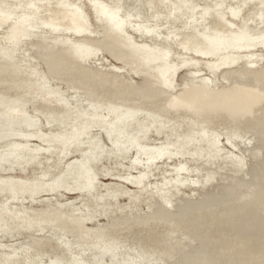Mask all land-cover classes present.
Returning <instances> with one entry per match:
<instances>
[{
    "label": "rangeland",
    "instance_id": "obj_1",
    "mask_svg": "<svg viewBox=\"0 0 264 264\" xmlns=\"http://www.w3.org/2000/svg\"><path fill=\"white\" fill-rule=\"evenodd\" d=\"M29 1L0 0V76H37L50 114L34 111L29 92L0 101V230L11 232L0 264H66L40 258L35 244L55 247L52 230L70 235L65 255L78 243L103 248L94 264H264V200L254 202L264 198V0H223L243 10L235 20L216 15V0ZM73 11L76 23L59 29ZM27 15L25 29L49 39L19 33L10 49L5 36ZM59 37L78 44V73L107 77L100 90L65 80ZM166 66L177 68L170 89L150 86ZM212 105L204 136L179 119ZM167 147L178 155H159ZM35 222L50 229L18 230Z\"/></svg>",
    "mask_w": 264,
    "mask_h": 264
},
{
    "label": "bare ground",
    "instance_id": "obj_2",
    "mask_svg": "<svg viewBox=\"0 0 264 264\" xmlns=\"http://www.w3.org/2000/svg\"><path fill=\"white\" fill-rule=\"evenodd\" d=\"M31 2H32V0H30L27 3V5H30ZM178 9H181V8H178ZM214 9L215 10H221V13L218 11L216 13V15L222 14V13L224 14V12H227L228 16L231 15L233 17V19L231 18L232 20L238 19L241 16V13H242L241 11H243V10H240L238 7H232V6L225 5L223 3V0H216L213 10ZM181 11H183V10H181ZM6 17H8V16H6ZM78 18H79L78 12L73 11V13L71 14V18L69 20H66V21L65 20L61 21L60 20L58 22V28L61 29L63 24L65 25L67 23H76ZM47 19L48 18H46V20ZM14 21L15 20L12 19V22H14ZM79 22L80 21H78V23ZM29 23L32 24V17L30 15L21 16V17L17 18L16 24L14 25V28L17 29V30H14L12 27L10 28V31L14 34V37H11L12 35H7V34L5 36L6 37V41H8L10 43V45H11L10 49H14L15 46L19 44L20 34H27V36H33V37H35L36 40H39V41H41L40 38H42V37H43V41H46V40L49 39V37H47V36H42L41 34H35V33H32V31L26 30L25 29V25H28ZM194 23L195 22H193L192 25L196 26V25H194ZM15 33H17V34H15ZM56 42L57 43H56V45L53 48L56 49V52L58 53V55L64 56V57L70 56V58H71L70 62H69L70 65L69 66H65L64 69L61 70V71H63V75L65 77V80H68V81H70L72 83H78V82H82L83 84L92 83L99 90H100L99 87H101L103 85V83L106 84L108 82V80L106 79L107 77H103V76H101L99 74H96L93 70H91V71L88 70V71H86L85 74L83 72L78 73V69H76V68H79L77 66V63H78V56H77L78 55V49H76L78 47L77 43L74 44L75 48L71 49V48H68V46L70 44L68 42H65L63 40V38L59 37ZM125 44H126V46H128V48L130 47V49H131V47H133V44L131 42H126ZM136 46L137 47H140V46L142 47L143 44H141V43L138 44L136 42ZM6 52L8 54H11V51H9V52L6 51ZM166 52L169 54V51L167 49H166ZM162 57H164L163 54H162ZM183 63L184 62H181L179 65L181 66ZM74 67H76V68H74ZM175 70L177 71V68H175L174 66H169V67L166 66V68L163 71H158V72L154 73L153 76H151V75L147 76L146 79L149 82L148 84L150 86L159 85V86L164 87L165 89L169 90L170 89V84L173 81V73L176 72ZM19 71H20V74L18 73L16 75H14V74L10 73V70H7V72H5L3 74V76H0V101L1 102L7 101L9 93H11L13 91H18L21 94H23L25 92H29L30 98L36 99L35 102L32 103L33 106H34V111L46 113V116H48L50 114V104L51 103L50 104L42 103V100H41L43 95L44 94L46 95L45 90H43V89H34L33 86L31 85V83L35 80V78L37 76H32L31 72H29L26 69L25 70L19 69ZM88 80L94 81L95 83L87 82ZM116 82L118 84H121V83H119V81H116ZM98 83H99V85H98ZM120 86H121L122 90L126 91L128 85L125 84V83H122ZM151 102H153V101H151ZM170 102H172V101L169 100V102H166V103H170ZM196 102H197V100H196ZM54 105H56V104H54ZM212 108H214L213 105L211 107L203 108L200 111V113L197 111L195 114L185 115V116L179 117V119H182L181 121L184 122L186 125L194 123L193 124L195 126L194 133L199 131L197 133V135H203L204 136V133L201 132L200 128L197 129V127H199L200 124L202 125L203 123H206V121H207L206 119H208ZM21 110H23V109L21 108ZM125 113H127V111H125ZM142 113L148 114L147 111H144ZM36 114L39 115L38 113H36ZM138 114H139V112L136 113V115H138ZM39 116H41V115H39ZM32 120H33V118H32ZM44 121L46 123L45 119H44ZM21 122H23V121H21ZM28 123H29V121L27 120V126L29 127L28 130H30L32 128L29 126ZM50 124H54V123L50 122V123L46 124V126L48 128H53V127L48 126ZM222 132L224 133V131H222ZM39 135L40 134H34V138L39 140V137H38ZM193 136H196V135L193 134ZM55 140L58 142V138L55 139ZM98 142L100 144V147H103V144H102L101 139H100L99 136H98ZM101 144H102V146H101ZM11 146H13V144ZM13 148H14V146H13ZM12 150H13V152L15 154L17 153V149L16 150L12 149ZM103 150L105 151V147H104ZM167 153H170L171 155H178V152L176 150H174L172 148H169V147H167L159 155H162V154L165 155ZM60 191L61 190L59 189V190H56L55 192H42V193H52V194H57L58 195V196L55 195V197H62ZM55 197H53V198H55ZM263 200H264V198L256 200L254 202L263 204ZM38 202H41V201H38ZM2 217H3V215H0V229L4 226V223L1 222V218ZM124 222H125L124 225H129V224H127V219ZM146 222H148V221L146 220ZM35 225L34 226H30V227H26V228L25 227H20L18 230H32V231L41 230L42 233L45 234V232L50 229L48 226H46L45 224H43L41 222H39V223L35 222ZM246 228H248V227H246ZM159 230H164V229L160 228ZM11 231L13 232L14 230H11ZM61 232L62 231H60V230H52V235H48L49 239L51 241L53 240L54 241L53 243H56L55 247L53 245L49 246L48 244H44V245H47V246H42L40 248V245L42 243L41 244H39V243L35 244L37 246L39 245L38 252H39L40 258L42 256H44V255H46V256L49 255L50 258H51L50 259L51 263L56 262V261L57 262H61L62 260H66V264H94L96 260H101V259H103L105 257V253H104L103 248L89 247V246H86V245H82L80 243L75 244L72 248H70L66 252V255L61 253L62 249H64V247L66 245L71 243V242L69 243L68 242L69 240L67 239V236H70V235H68L66 233H64L63 236H61V238H59V235H60ZM3 233H5V234H3ZM7 234H11V232H9L8 230H6V231L0 230V236L1 235L4 236V235H7ZM201 239H202L203 243L206 246L209 247L208 242L206 240L207 238L205 239V238L198 237L197 241L200 242ZM215 241L216 242H223V243L227 242L228 243L229 238H228V236H225L224 234H221V235H219V236H217L215 238ZM233 246H235V248L236 247L237 248H242V250L245 248V245L241 244L240 242H237ZM191 248H192V246H191ZM191 248H189V249H191ZM209 249H211V248L209 247ZM26 250H27V248H26ZM232 250L233 249H229L230 252H232ZM261 250H263V249L255 250V251H258L257 254L255 255L256 258H262L264 256V250L263 251H261ZM209 253L207 254V256H210L212 254V251L209 252ZM30 254H32V253H30ZM31 257L34 259V261H38V259H35V257H37L36 255H34V256L32 255ZM181 258H184V257H181ZM186 259H188V260H186ZM169 260H171V259H169ZM189 260H190V257L184 258L182 260H178L177 264H180V263L181 264H185V263L189 262ZM198 260H199V257L197 258V261L194 258L195 263H197ZM233 261H234V259L231 256L230 259L226 260L225 263L224 262L223 263L224 264H228V263L233 264ZM238 261H239L238 264H242V262L244 260L240 259ZM139 262H141V261H139ZM145 262H146L145 264H166V263L157 262V261H150V262L145 261ZM167 263H168V261H167ZM223 263L221 262L219 264H223ZM209 264H212V263H209ZM213 264H215V263H213Z\"/></svg>",
    "mask_w": 264,
    "mask_h": 264
}]
</instances>
